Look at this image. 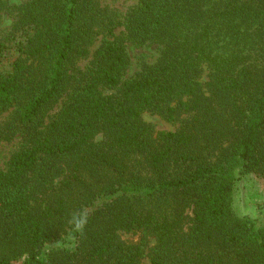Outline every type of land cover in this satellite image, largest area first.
I'll use <instances>...</instances> for the list:
<instances>
[{
	"label": "trees",
	"instance_id": "obj_1",
	"mask_svg": "<svg viewBox=\"0 0 264 264\" xmlns=\"http://www.w3.org/2000/svg\"><path fill=\"white\" fill-rule=\"evenodd\" d=\"M16 11L0 141L21 145L0 169V264H264V227L232 208L236 174L264 179V0H140L125 36L162 50L130 78L123 38L75 67L113 36L97 0ZM145 112L180 126L156 132ZM67 226L72 247L55 246Z\"/></svg>",
	"mask_w": 264,
	"mask_h": 264
},
{
	"label": "rangeland",
	"instance_id": "obj_2",
	"mask_svg": "<svg viewBox=\"0 0 264 264\" xmlns=\"http://www.w3.org/2000/svg\"><path fill=\"white\" fill-rule=\"evenodd\" d=\"M3 3L0 11V44H4L0 51V72H10L13 67V62L20 57L18 43L20 38L16 33H13V23L16 18L17 11L21 5L28 0H1ZM140 0H97L98 5L104 14L111 16L115 20L113 36H109L105 31H100L95 35V40L89 47L90 54L85 59L79 60L75 67L85 69L94 52L105 41H111L115 38H123L125 40L126 50L130 59V65L124 78H130L136 75L137 72L145 64L154 63L160 56L162 45L153 42H135L126 38L124 27L121 25L124 22L126 14L138 5ZM206 74H203L206 77ZM62 105L60 102L53 110L56 113ZM8 113L0 117V122L5 120ZM143 120L151 124L156 132L175 131L180 126V121H168L165 117L155 113L145 112L142 116ZM21 139L15 138L10 142L0 141V169L7 167L8 161L19 150ZM237 180L233 188V212L239 218H247L254 221L257 227H264V179L252 172L245 174H236ZM72 229L70 226L65 228V232L61 240L55 246H63L70 248L73 245L71 237ZM120 238L127 244L138 243L141 232H119ZM152 240L149 246H152ZM54 246V245H53ZM144 264H148V259L144 260Z\"/></svg>",
	"mask_w": 264,
	"mask_h": 264
},
{
	"label": "clouds",
	"instance_id": "obj_3",
	"mask_svg": "<svg viewBox=\"0 0 264 264\" xmlns=\"http://www.w3.org/2000/svg\"><path fill=\"white\" fill-rule=\"evenodd\" d=\"M83 223H84V221H83V220L77 221V227H80V228H82V226H83Z\"/></svg>",
	"mask_w": 264,
	"mask_h": 264
}]
</instances>
